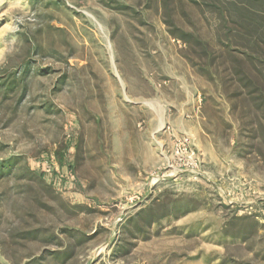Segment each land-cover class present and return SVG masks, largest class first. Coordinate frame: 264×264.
Masks as SVG:
<instances>
[{
	"label": "rangeland",
	"instance_id": "374dc122",
	"mask_svg": "<svg viewBox=\"0 0 264 264\" xmlns=\"http://www.w3.org/2000/svg\"><path fill=\"white\" fill-rule=\"evenodd\" d=\"M213 3L0 0V264H264V105L209 66L246 46Z\"/></svg>",
	"mask_w": 264,
	"mask_h": 264
},
{
	"label": "trees",
	"instance_id": "16d2710c",
	"mask_svg": "<svg viewBox=\"0 0 264 264\" xmlns=\"http://www.w3.org/2000/svg\"><path fill=\"white\" fill-rule=\"evenodd\" d=\"M230 6L220 8L216 4H212L216 8L220 21L227 28L229 22L236 25L235 32L245 42L246 46L240 55H236L231 49L224 52L218 51L212 55L210 67L216 59L224 58L228 61L229 69L235 76V83L239 89L247 92L246 97L251 101L257 102V106L264 105V0H229ZM186 43L194 39L192 35H185ZM189 39V40H188ZM203 45V41L197 40V43ZM226 47H228L226 45ZM223 61V60H222ZM217 74L220 72L215 71ZM238 96V95H237ZM0 170H6V165H0ZM9 170V169H7Z\"/></svg>",
	"mask_w": 264,
	"mask_h": 264
}]
</instances>
